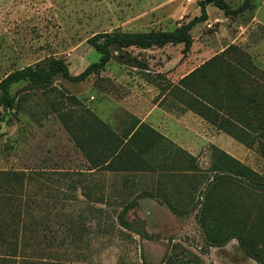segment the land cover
I'll return each instance as SVG.
<instances>
[{"label": "rangeland", "instance_id": "374dc122", "mask_svg": "<svg viewBox=\"0 0 264 264\" xmlns=\"http://www.w3.org/2000/svg\"><path fill=\"white\" fill-rule=\"evenodd\" d=\"M261 1L232 17L206 6L187 52L182 44L111 48L104 68L82 82L11 86L12 108L0 106V172L23 173L36 219L49 213L52 228L62 224L54 236L66 237L63 260L264 263V28L250 22ZM199 2L0 0V81L51 59L78 75L101 57L87 42L94 35L171 32L201 15ZM229 157L252 175L218 180L219 167L236 169ZM238 187L257 261L235 239L210 247L198 221L207 190ZM133 201L128 231L117 216Z\"/></svg>", "mask_w": 264, "mask_h": 264}, {"label": "trees", "instance_id": "16d2710c", "mask_svg": "<svg viewBox=\"0 0 264 264\" xmlns=\"http://www.w3.org/2000/svg\"><path fill=\"white\" fill-rule=\"evenodd\" d=\"M252 1L243 0L242 5L237 9H231L224 0L200 1L201 15L181 24L171 32L96 34L87 42L101 55L97 63L89 65L75 76L69 74L67 65L63 61L56 59H51L45 69L37 70L26 67L14 71L0 81V106L3 109L12 108L13 99L10 88L23 81L49 84L56 76H61L73 82L84 81L91 74L104 68L109 62L111 48L128 49L136 47L150 49L182 44L184 45V52H187L191 44L190 31L206 17V6L212 5L222 11L224 16L232 17L244 13L251 6ZM1 122L2 119H0ZM127 146L129 145L123 144L122 148L119 149L123 155L128 151ZM106 160L95 163L94 167L97 168L107 164L108 160ZM118 162L111 160L113 165ZM228 162L234 165L236 169L225 170L219 167L215 170L218 173V180L223 179V173L226 172L238 179H241L245 174L252 175V172L239 161L229 157ZM109 165L110 168L113 167L110 163ZM124 168L110 170L119 172L125 171ZM25 180L23 173L0 172V264H76L65 261L62 256H59L60 250L65 248L66 237L59 242L54 235L61 233L63 230L62 224H58L56 229L52 228L50 226L52 218H49V213H43L40 218L36 219L32 211L35 201L26 192ZM243 191H240L239 187L235 188V192L230 191V193L223 190H207V193H209H206L204 203L201 204L202 209L198 215V221L205 231L206 240L211 244L210 247H223L230 239H235L249 257L257 261L256 254L261 252L260 249H254L250 244H246L244 237L246 222ZM133 205L134 201L125 205L117 216L118 225L128 231H132V227L123 216ZM223 205L233 208L234 212L225 214ZM213 230L214 234L212 235ZM209 232H211V235ZM143 263L149 264L145 260ZM258 264H261L259 260Z\"/></svg>", "mask_w": 264, "mask_h": 264}, {"label": "crops", "instance_id": "0c3cea01", "mask_svg": "<svg viewBox=\"0 0 264 264\" xmlns=\"http://www.w3.org/2000/svg\"><path fill=\"white\" fill-rule=\"evenodd\" d=\"M263 5L264 0L261 1L258 7L254 6L253 14L250 20L251 24L259 25L262 28H264V13L262 12Z\"/></svg>", "mask_w": 264, "mask_h": 264}, {"label": "built area", "instance_id": "2783aa9c", "mask_svg": "<svg viewBox=\"0 0 264 264\" xmlns=\"http://www.w3.org/2000/svg\"><path fill=\"white\" fill-rule=\"evenodd\" d=\"M198 1H201V0H186L187 3H191V2L197 3Z\"/></svg>", "mask_w": 264, "mask_h": 264}]
</instances>
